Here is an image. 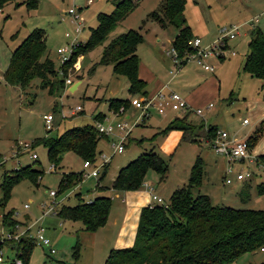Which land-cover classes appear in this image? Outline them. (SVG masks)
Wrapping results in <instances>:
<instances>
[{
	"label": "rangeland",
	"instance_id": "obj_1",
	"mask_svg": "<svg viewBox=\"0 0 264 264\" xmlns=\"http://www.w3.org/2000/svg\"><path fill=\"white\" fill-rule=\"evenodd\" d=\"M84 1L36 0L35 7L29 8L19 0L18 3L9 1L0 7V75L6 68L10 51L30 31L40 29L45 35L44 55L53 63L55 79L61 76L63 80L78 82L72 91L63 82L56 91L57 84L51 79L54 88L48 93L46 88L39 87L37 78L31 79L27 86L20 88L6 83L0 76V174L33 163L34 160L43 169L37 186L23 179L11 187L8 199L0 198V215L9 212L5 224L0 223V263L14 256L15 249H11V246L18 244L20 238L33 239L37 227L41 226V235L48 239L49 246L40 245L33 239L27 264H103L100 258L102 248H96L94 241L97 233L91 235L82 232L84 230L78 221L68 222L47 215L51 213L44 214L45 205L52 198L48 195V190L56 189L59 173L79 171L82 159L72 151H65L60 155L56 166L49 170L48 166L51 164L45 157L44 146L37 143V138L55 137L71 126L94 125L95 122L102 121L106 124L121 118L123 113L129 115V121L133 120V113L136 111L129 103L122 107L121 113L117 112L118 108L114 111L108 110L107 102L110 98L127 96L126 79L123 75L113 73L109 63L99 62L108 40L127 29L137 31L142 37L134 52L140 62L139 74L145 78L146 89L151 88L148 81L149 75H152L161 82L169 81L167 87L183 96L186 90H195L198 103L210 102L212 107L202 109L201 116L180 110L166 111L164 115L153 114L149 119L147 117L133 126L122 151L111 155L100 184L106 186V181L120 166L137 154L151 150L165 161V175L156 182V185H162L161 198L165 203L169 191L178 182L187 181L189 169L196 157H199L201 187L212 193V204L234 208H264V192H256V184L262 180L263 171L249 163L246 166L252 175L242 182L233 180L234 173L226 172V167L229 165L241 170L244 167L236 160L226 162L224 156L215 153L209 146L210 142L204 140V129L208 125H215L216 129L226 131L229 136L236 135V139L249 135L258 124L264 127V118H260L261 80L241 70L250 27L241 26L233 38L224 42L218 43L217 39L218 48L225 55L217 56V59L213 56L206 59L212 66L211 71H204L194 60L187 59L194 51L191 48L190 52L182 55L185 61L173 74L169 71L175 66L173 67L165 50L170 49V41L176 29L171 25L160 26L154 17V14H162L161 0H135L132 9L115 23L100 44L83 52L77 50L70 63L62 64L55 50L68 41L63 36L64 33H71L73 30V25L65 15L66 9L74 8L81 19L82 29L77 39L83 43L89 28L95 27L97 13L111 12L118 0H93L89 4ZM182 14L185 23L190 27L191 36L199 38V47L211 44L219 36L221 27L239 25L241 21L246 22L254 16L257 17L254 25L264 32V0H184ZM229 51H233V54ZM77 104L80 109L69 114L70 108ZM47 113H51L53 119L51 129L45 132L41 117ZM170 113H182L186 116L183 123L180 119L176 120L183 126L180 130L181 136L168 148L163 139L171 129L163 132L161 129L168 123ZM106 115L109 119L107 121ZM242 118L248 121L244 125L240 123ZM263 131L264 128L260 134ZM112 138L113 135L107 138L102 136L96 143V150L109 152L107 141ZM19 142L28 143L30 148L22 149ZM32 152L35 153V158L29 156ZM262 152L264 132L254 142L250 154L257 155ZM225 177L230 179V183L223 181ZM156 178L155 172L148 168L143 174L142 183L144 180L155 182ZM95 179L86 178L79 185L65 190L68 195L64 198V192L57 194L53 198L57 203L54 204V210L60 204L73 205L77 201L87 202L96 195H106L112 206L109 217L116 218L119 207L122 208L123 204L119 206L117 199L110 198L113 192L103 188L105 186L100 188L99 184V188L95 189ZM240 191L244 192V199L239 201ZM76 192L80 194V199L73 195ZM59 221L61 225H58ZM108 228L111 226L108 225ZM49 248L52 249L51 253ZM225 264H264V247L263 251L257 248L252 252L242 253Z\"/></svg>",
	"mask_w": 264,
	"mask_h": 264
},
{
	"label": "trees",
	"instance_id": "obj_2",
	"mask_svg": "<svg viewBox=\"0 0 264 264\" xmlns=\"http://www.w3.org/2000/svg\"><path fill=\"white\" fill-rule=\"evenodd\" d=\"M9 1L19 2V0H0V7ZM20 1L29 8L36 5V0ZM134 4L135 0H118L114 3L111 12L97 13L95 27L89 28L86 40L79 43L62 64L70 63L77 50L83 52L100 44L108 31L132 9ZM183 4L184 0H161L162 14L160 16L154 14L160 26L171 25L176 29L170 46L175 50L180 65L185 61L182 55L191 51L187 41L192 37L190 27L185 23L182 14ZM247 27L250 28L241 70L261 80L259 91L261 101L264 103V32L254 24ZM141 41L142 37L137 31L127 29L109 39L103 47L99 62L109 63L113 73L125 77L128 94L126 97L110 98L107 102L108 110L114 111L119 106L124 108L130 97L146 94L145 82L138 77L139 62L134 52L136 45ZM44 50V32L40 29L30 31L10 51L8 63L0 75L1 78L6 83L20 88L27 86L31 79L37 78L39 87L46 88L48 93L54 88L51 80L54 79L57 91L61 88L63 78L60 76L55 79L56 70L52 61L44 55ZM179 119L183 123L184 117L174 118L161 131L181 130L183 126L176 122ZM263 128L261 124H258L244 139L248 149ZM215 129L214 125L205 127L204 137L207 141L211 140ZM100 137L102 136L96 133L93 124H83L71 126L55 137L37 138V143L44 146L45 157L54 168L60 155L65 151H72L81 159L92 160L98 152L95 146ZM255 159L264 167V152L257 154ZM165 166V161L155 152L151 150L141 152L117 169L110 188L116 191L139 188L143 174L148 168L155 172L157 180H162L165 175ZM261 170L264 173V169ZM42 173L43 169L37 160L16 169L1 172L0 198L8 199L11 187L23 179L37 186ZM79 179L80 171L59 173L56 195L74 186ZM200 179L201 161L199 157H196L189 169L186 183L174 188L164 204L141 207L132 245L109 250L103 264H225L242 253L263 248L264 208L214 205L206 194L194 192ZM256 192L259 194L264 192V175L256 184ZM73 195L80 199L78 192ZM239 195L240 200H243L244 192L240 191ZM109 205V197L96 195L87 202L77 201L73 205L60 204L56 207L55 213L60 219L80 222L84 231H93L104 223ZM7 215L9 212L1 213L2 225L5 224ZM32 245L31 238H20L14 256L0 264H16L15 260L19 261L18 264H27ZM14 247L11 246L12 249Z\"/></svg>",
	"mask_w": 264,
	"mask_h": 264
},
{
	"label": "built area",
	"instance_id": "obj_3",
	"mask_svg": "<svg viewBox=\"0 0 264 264\" xmlns=\"http://www.w3.org/2000/svg\"><path fill=\"white\" fill-rule=\"evenodd\" d=\"M93 0H85V4H89ZM65 15L68 16L69 22L73 25V30L71 33H64V37L68 38V41L65 43L63 47H59L55 50V53L59 56V61L63 62L68 56L77 48L79 45V40L77 39L78 33L82 29L81 19L78 17L77 12L74 8L70 7L66 9ZM256 21V17L252 19H248L246 22H242L239 25H233L232 27H221L219 30V36L211 42L209 45H205L204 47H199V38L192 37L187 41V44L194 50L187 59L194 60L197 65L204 71L212 70V66L206 62V59L213 56L217 59V56H223L224 52L218 48V44L216 43L218 39V43H221L224 40H228L233 38V36L237 33L238 29L244 25H252ZM165 53L169 56L170 61L175 68H172L169 72L173 74L176 71V68L179 67V59L176 57L175 50L170 46V49L165 50ZM230 54H233V51H229ZM63 83L68 85L71 83L69 79H64ZM128 103L133 110L136 112L133 113V120L129 121V115L122 114L121 118H116L115 121L107 122H95L94 128L97 134L100 136H111L113 138L108 141L109 152L98 151L92 160L90 159H82L81 169H80V177L82 179L88 177H96L107 165L111 155L113 153H119L122 151L124 144L126 142L129 131L133 126L138 125L144 119H146L150 114L155 113L162 115L166 111H177L180 110L182 112H192L196 115H200L202 113V109H208L211 106L210 102L203 104L202 106H191L188 104L184 98L178 94L173 89L168 88L165 84L158 87L157 89L146 93L145 95H137L130 97L128 99ZM80 109V106L77 104L71 108L70 112H76ZM122 106H119L117 112H122ZM124 115V117H122ZM62 116V114L60 115ZM42 125L45 131L51 129L52 127V114L47 113L43 114L42 117ZM241 124L247 123L246 118H242L240 121ZM210 146L214 152L225 157L226 161H244V162H252L255 163L259 168L264 169V167L256 162V159L251 160L250 155L248 154V147L244 139H233L229 137L226 131L222 129H215L214 135L211 138ZM19 145L22 149L28 150L30 146L26 142H19ZM29 156L31 158H35L36 155L34 152L30 153ZM48 169L51 170L53 167L50 165ZM1 170V164H0ZM230 170L229 165L226 167L225 171L228 172ZM248 170H240L235 173V178L241 180L249 175ZM225 183L229 182V179L225 177L223 179ZM141 185H145L149 194H150V205L151 204H164L163 200L153 194L150 187L146 186L145 183ZM65 193L63 197L66 195ZM48 195L51 198V201L45 205L44 214L46 213H55L54 197L56 196L55 190H48ZM62 197V198H63ZM61 198V199H62ZM23 207H27L23 205ZM42 227L38 226L35 231L34 240H37L40 245L49 246V241L47 238L41 235ZM32 239V240H33ZM33 240V241H34ZM15 244L13 247L16 250ZM262 249V248H260ZM49 252H52V249L49 248ZM15 263L18 264L19 261L15 260Z\"/></svg>",
	"mask_w": 264,
	"mask_h": 264
},
{
	"label": "crops",
	"instance_id": "obj_4",
	"mask_svg": "<svg viewBox=\"0 0 264 264\" xmlns=\"http://www.w3.org/2000/svg\"><path fill=\"white\" fill-rule=\"evenodd\" d=\"M256 17V16H254ZM253 17V18H254ZM244 21V20H243ZM241 21V22H243ZM256 21H257V17H256ZM255 21V22H256ZM139 62V60H138ZM140 63V62H139ZM138 63V65H139ZM182 65V64H181ZM179 65V67L181 66ZM176 68V71L178 70V68ZM175 71V72H176ZM211 71V70H210ZM175 74V73H174ZM138 76L141 78V79H145L143 78L140 74H139V66H138ZM150 79L148 82H150L151 84V88L150 89H146L145 85H144V89L146 90V93H149L155 89H157L158 87L164 85L163 83L165 82H161L159 79H157L156 77H152V75H149ZM145 84H146V81L144 80ZM75 85V87L77 86L78 82L75 80L74 82H71L70 84L68 85H65V87L67 86V88L69 89L72 85ZM169 84V81L165 83L166 86H168ZM169 88V87H168ZM173 89V88H172ZM74 90V89H73ZM174 90V89H173ZM176 91V90H174ZM177 92V91H176ZM127 93V92H126ZM178 94H180L179 92H177ZM184 100L190 104L191 106H197V105H203L207 102H204V103H201L199 104L198 103V99H197V94H195V90H186L184 95L183 96L182 94H180ZM128 96V94H127ZM125 97V96H124ZM262 103V110H261V119L264 118V103ZM79 105V104H78ZM212 107V104L211 106ZM209 107V108H210ZM71 110V108H70ZM69 110V111H70ZM110 112V111H108ZM74 113V112H73ZM71 112H69V114H73ZM174 113V112H173ZM173 113H170V119H174V118H181V117H185L186 114H178V115H175ZM154 114V115H153ZM165 114V113H164ZM162 114V115H164ZM157 116L159 114H155V113H152L150 114L149 116ZM63 116V115H62ZM108 115H106V121L109 120ZM149 116H148V119H149ZM260 119V120H261ZM259 120V121H260ZM168 121V122H169ZM258 121V122H259ZM248 122V121H247ZM167 124V123H166ZM246 124V123H245ZM241 125H244V124H241ZM165 126V125H164ZM215 126V125H214ZM164 128V127H163ZM162 128V129H163ZM161 129V130H162ZM160 130V129H158ZM264 132V131H263ZM262 132V133H263ZM262 133L256 138V140H258L260 138V136L262 135ZM228 135V134H227ZM232 135V134H231ZM250 135V134H249ZM181 136V132L180 130H176V129H171L168 133V136H166L164 140V145L166 144V146H168V148H170L172 145H174L177 140L179 139V137ZM229 136V135H228ZM248 136L247 135H244V137H242V139H245L246 137ZM108 136L104 137L103 138H107ZM233 139H236L237 136L236 135H232V136H229ZM102 138V137H100ZM99 138V139H100ZM127 140V139H126ZM165 140L167 141V143H165ZM205 141H207L206 139H204ZM255 140V141H256ZM254 141V142H255ZM97 143V142H96ZM126 143V142H125ZM107 144H108V141H107ZM254 144V143H253ZM125 145V144H124ZM210 146V144H209ZM253 146V145H252ZM252 146L248 149V154L250 155V159L251 160H254L255 156L254 154H250V150L252 148ZM100 150V149H99ZM101 151V150H100ZM216 153V152H215ZM218 154V153H217ZM220 155V154H219ZM225 159V157H224ZM110 160V159H109ZM109 162V161H108ZM227 162V161H226ZM239 163H241V165L244 167V169L242 170H248L249 169L247 168L246 165H248L249 163L253 164L256 168H259L255 163H252V162H244V161H238ZM122 164V163H119V165ZM117 165V166H119ZM108 166V163L107 165L105 166V168L101 171V173L96 176L95 180V189H97V187H99V184H100V180H102L104 174H105V169L107 168ZM241 169H237V168H232L230 167V170L228 171L229 173H235L237 171H240ZM80 171V170H79ZM116 173V171H115ZM115 173L111 174V176L109 177V179L106 181V186L104 184H100L102 187L105 186L104 188H106L108 191H112L113 193L110 195V198H115L117 199V204H123L122 205V208L119 207V211H118V216L115 218L113 217V219H110L109 217V214L111 213V210H112V206L109 205V209H108V213H107V216L105 218V221L104 223L97 227L95 230L93 231H82V232H85V233H90L91 235H93L94 233H97V235L95 234V245L97 246L96 248L100 249L102 248L101 250V253H100V258L103 260L104 262V258L106 257L107 253L109 252V250L111 249H118V248H123V247H129L130 245H132L133 243V239H134V232H135V227H136V223H137V219H138V214H139V210L141 207L143 206H146V205H150V194L147 190V188L145 187V185H141L139 188L137 189H133V190H124V191H116V190H113L110 188V184L115 176ZM225 173V172H224ZM233 175V180L237 181V182H242L243 180H245L247 177H249L251 174V172H249V175H247L245 178L241 179V180H238L235 178V176ZM157 177V175H156ZM89 178V177H88ZM94 178V177H93ZM86 179V178H84ZM84 179H82L80 177L79 181H77L76 185L74 186H77L81 183V181H83ZM230 180V179H229ZM156 182H157V178L155 180V182H152V181H143V183L146 184V186L150 187L153 194H155L156 196H158L159 198H161V194H162V185L161 184H157L156 185ZM186 183V182H185ZM185 183L183 182H178L174 188L176 187H179L181 185H184ZM230 183V181H229ZM173 189V188H172ZM172 189L169 191L168 193V196L170 194V192L172 191ZM197 191L199 193H204L206 194L209 199H210V202H211V199H212V193L207 190V191H204L201 187V183L199 182L198 186L196 188H194V192ZM68 195V193L64 196L66 197ZM167 196V198H168ZM63 197V198H64ZM162 199V198H161ZM238 199L240 201V195H238ZM164 202V201H163ZM120 212V213H119ZM47 215H51V216H54V217H58L56 215V213H51V214H47ZM46 216V215H44ZM43 216V217H44ZM58 219L60 220V218L58 217ZM63 220V219H62ZM64 221H68V222H76V221H69V220H64ZM61 221L58 222V225ZM108 225L111 226V228H108ZM106 229V230H105ZM79 230H81L79 228ZM104 242L105 245H104ZM104 247V248H103ZM12 249V248H11ZM261 251H263V248L261 249ZM51 253V252H50ZM100 262V261H99Z\"/></svg>",
	"mask_w": 264,
	"mask_h": 264
},
{
	"label": "water",
	"instance_id": "obj_5",
	"mask_svg": "<svg viewBox=\"0 0 264 264\" xmlns=\"http://www.w3.org/2000/svg\"><path fill=\"white\" fill-rule=\"evenodd\" d=\"M75 88V85L73 84L68 90L72 91Z\"/></svg>",
	"mask_w": 264,
	"mask_h": 264
}]
</instances>
